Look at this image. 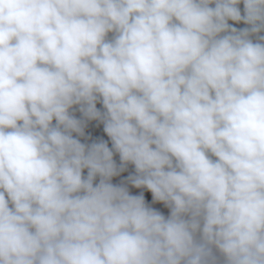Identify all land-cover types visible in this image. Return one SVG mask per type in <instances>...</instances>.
<instances>
[{
	"label": "clouds",
	"instance_id": "clouds-1",
	"mask_svg": "<svg viewBox=\"0 0 264 264\" xmlns=\"http://www.w3.org/2000/svg\"><path fill=\"white\" fill-rule=\"evenodd\" d=\"M262 32L264 0H0V264H264Z\"/></svg>",
	"mask_w": 264,
	"mask_h": 264
},
{
	"label": "trees",
	"instance_id": "trees-1",
	"mask_svg": "<svg viewBox=\"0 0 264 264\" xmlns=\"http://www.w3.org/2000/svg\"><path fill=\"white\" fill-rule=\"evenodd\" d=\"M238 7H240L241 13L243 15V3L241 2V4L238 5ZM229 24L233 25L237 29L248 27V25H246L244 23V21L236 22V21L229 20ZM112 35H113L112 33H109V38H111ZM260 35H264V32L260 33ZM252 39L255 42L256 41V35H253ZM97 107L100 108L101 110H103V106H102V104L99 101L97 102ZM70 111L77 118H81V119L83 118L82 113L79 111V106L78 105H74L72 107V109H70ZM53 123H55V121H53ZM73 135L77 136V138L80 139L81 142L85 143V144H90L93 141H97V140L103 139V140H105L108 143V146L110 148L112 146L110 138L103 131L102 122L97 121V120H88V121H86V124H85V127H84V135L83 136H78L76 133H73ZM113 159L116 161L117 165L120 164L119 154L117 152H115V151L113 153ZM83 171H84V175H87L88 170L85 168Z\"/></svg>",
	"mask_w": 264,
	"mask_h": 264
}]
</instances>
